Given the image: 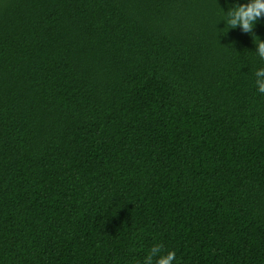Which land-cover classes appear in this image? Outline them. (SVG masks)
Here are the masks:
<instances>
[{"label":"trees","instance_id":"trees-1","mask_svg":"<svg viewBox=\"0 0 264 264\" xmlns=\"http://www.w3.org/2000/svg\"><path fill=\"white\" fill-rule=\"evenodd\" d=\"M222 10L0 0V264H264V60Z\"/></svg>","mask_w":264,"mask_h":264},{"label":"clouds","instance_id":"clouds-1","mask_svg":"<svg viewBox=\"0 0 264 264\" xmlns=\"http://www.w3.org/2000/svg\"><path fill=\"white\" fill-rule=\"evenodd\" d=\"M225 3L227 11L222 10L223 15L219 21L224 22L227 31L221 34L227 35L229 29L239 27L242 33L252 35L255 51L260 59L264 60V40L253 32L257 23L264 22V0H245L242 3L237 0H225ZM255 76L257 91L264 95V68L257 69ZM175 261L174 251L161 254V247L154 245L144 258L143 264H174Z\"/></svg>","mask_w":264,"mask_h":264}]
</instances>
